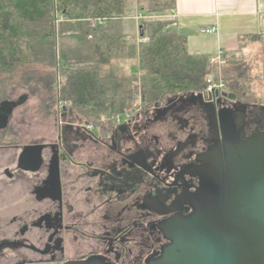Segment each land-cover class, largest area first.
Segmentation results:
<instances>
[{
  "label": "flooded vegetation",
  "instance_id": "flooded-vegetation-1",
  "mask_svg": "<svg viewBox=\"0 0 264 264\" xmlns=\"http://www.w3.org/2000/svg\"><path fill=\"white\" fill-rule=\"evenodd\" d=\"M239 92L209 93V107L167 97L118 124L65 118L49 140L0 131V264L159 258L171 243L161 223L191 215L204 190L202 154L223 135L264 133V104Z\"/></svg>",
  "mask_w": 264,
  "mask_h": 264
},
{
  "label": "trees",
  "instance_id": "trees-1",
  "mask_svg": "<svg viewBox=\"0 0 264 264\" xmlns=\"http://www.w3.org/2000/svg\"><path fill=\"white\" fill-rule=\"evenodd\" d=\"M135 2L0 0V74L27 65L52 69L63 79L58 92L59 101L68 104L63 111L87 121H113L134 114L139 106L206 90L210 54L190 53L186 35L170 26L171 19L142 20L139 32L146 41L124 31L123 19L133 12ZM137 3L159 15L174 8V0ZM260 38L241 37L236 50L225 51L227 63H234L247 41ZM123 64L128 68L124 73ZM240 88L235 83L229 87L235 93Z\"/></svg>",
  "mask_w": 264,
  "mask_h": 264
},
{
  "label": "water",
  "instance_id": "water-1",
  "mask_svg": "<svg viewBox=\"0 0 264 264\" xmlns=\"http://www.w3.org/2000/svg\"><path fill=\"white\" fill-rule=\"evenodd\" d=\"M206 96V91L186 92L175 103L209 107ZM227 135L202 154L204 190L189 201L194 212L161 223L171 243L150 264H264V133L246 140L241 132Z\"/></svg>",
  "mask_w": 264,
  "mask_h": 264
},
{
  "label": "rangeland",
  "instance_id": "rangeland-1",
  "mask_svg": "<svg viewBox=\"0 0 264 264\" xmlns=\"http://www.w3.org/2000/svg\"><path fill=\"white\" fill-rule=\"evenodd\" d=\"M127 18L128 16L123 19L124 31L134 34L136 24ZM141 22L140 20L138 25ZM232 61L233 64L226 61L219 71L216 68L220 75L217 76L222 80L225 78L226 82L223 81V83L227 88L235 83L241 87L240 92L245 93L246 98L264 104V36L257 41H247L241 51L235 54ZM127 69V65L123 64V73L127 72ZM62 81L61 75L55 76L52 69L43 65L21 66L11 73L0 74V120L1 117L6 116L4 119L6 120V129L11 130V135L16 136V140L31 141L42 137L47 140L55 139L58 132L56 131V121L60 124L65 118H74L78 120L77 122L83 123L87 119L79 116L76 112L63 111V108L68 104L58 99L59 84ZM144 109L139 106L135 113L141 114ZM127 115L128 117L123 116L125 120L131 116L129 113ZM92 120L95 119H91L90 124L95 125V123L101 122ZM104 120L103 118L102 121ZM114 121L115 124L122 122L116 121V117ZM96 128L97 126H94L93 131L96 132ZM11 152L13 151L11 150ZM5 177L0 170V178ZM0 189H2L1 186ZM10 196H12L10 200L15 198V195ZM9 211L10 213L16 212L18 208H11L8 213Z\"/></svg>",
  "mask_w": 264,
  "mask_h": 264
},
{
  "label": "crops",
  "instance_id": "crops-1",
  "mask_svg": "<svg viewBox=\"0 0 264 264\" xmlns=\"http://www.w3.org/2000/svg\"><path fill=\"white\" fill-rule=\"evenodd\" d=\"M173 9L177 13L176 28L186 35L188 50L193 54L236 50L241 37L264 36V0H174ZM127 19L134 21L138 34L139 22L131 14ZM207 27L215 31H201ZM4 119L0 120V131L6 129Z\"/></svg>",
  "mask_w": 264,
  "mask_h": 264
},
{
  "label": "built area",
  "instance_id": "built-area-1",
  "mask_svg": "<svg viewBox=\"0 0 264 264\" xmlns=\"http://www.w3.org/2000/svg\"><path fill=\"white\" fill-rule=\"evenodd\" d=\"M136 5H134V10L131 13V17L133 19H135L137 22H139L140 20H144V19H153V18H167V19H171V27H176L177 26V13L174 9H172L171 11L165 13V14H155V13H147L145 9H143L138 3L137 0L135 2ZM140 25V24H139ZM139 25H138V34H137V41H146L147 37H144L143 35H141L140 29H139ZM202 32H207V33H211L215 31L214 27H207L201 30ZM224 53L225 51H223L222 49H219L215 54L210 55V64L212 66V72L211 74L208 76L207 78V82L208 87L206 88V92L209 93H214V92H220L224 89H226L225 84L223 83V80L218 77L220 75H218L216 68L219 69L221 68V66H223L226 62V59L224 57ZM218 75V76H217ZM126 117H128V115H126ZM123 118L122 116H117L116 117V121L119 120L121 121Z\"/></svg>",
  "mask_w": 264,
  "mask_h": 264
}]
</instances>
